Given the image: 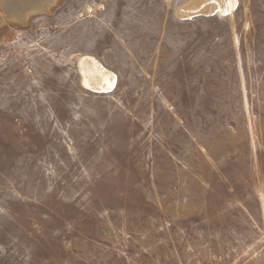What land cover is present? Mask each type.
Listing matches in <instances>:
<instances>
[{"label":"rangeland","instance_id":"1","mask_svg":"<svg viewBox=\"0 0 264 264\" xmlns=\"http://www.w3.org/2000/svg\"><path fill=\"white\" fill-rule=\"evenodd\" d=\"M46 1L0 2V264H264V0Z\"/></svg>","mask_w":264,"mask_h":264},{"label":"bare ground","instance_id":"2","mask_svg":"<svg viewBox=\"0 0 264 264\" xmlns=\"http://www.w3.org/2000/svg\"><path fill=\"white\" fill-rule=\"evenodd\" d=\"M9 1L10 0H0V2L3 6H5V5L8 6ZM22 1H24V0H22ZM26 1L28 2V0H26ZM32 1H35V0H32ZM36 2H37V0H36ZM43 2H44V0H43ZM56 2H57V0H48L45 2L44 5L42 4L43 9L41 7V9L39 8V10H43V11L48 12L50 10V8ZM11 4H13V3H10L9 8H11ZM33 4H34V2H33ZM33 4H32V6H33ZM42 5H40V6H42ZM237 5H238V0H186L183 4H181L176 9V14L178 16H180L182 19H190L193 15L198 14V13H207V14L218 13L220 15H225V14L233 15L234 9ZM21 6H22V4H21ZM28 6H29V4H28ZM34 6H36V5H34ZM17 7H18V5H17ZM30 7H31V5H30ZM36 7H39V6H36ZM36 7H34V9ZM19 9H20V7H19ZM26 9H27V7H26ZM14 10H16V9H14ZM36 10L38 11V9H35L34 11H36ZM30 12H32V14H33V9L32 10L30 9L28 11V13H26L24 15L23 18H28L30 16ZM18 13H17V16H18ZM34 13H36V12H34ZM19 15H20V13H19ZM17 16H13V17L16 18ZM20 16H22V13ZM28 19H26V20H28ZM19 22H21V21H19ZM0 23L2 24L3 22L0 21ZM77 66H78V71H79L80 76H81V85L85 89H87L91 92H95V93H108V92H111L114 90L116 83H117V80H118L116 72H114L113 70H111L110 68L105 66L94 55L84 54V55L80 56L77 60Z\"/></svg>","mask_w":264,"mask_h":264}]
</instances>
